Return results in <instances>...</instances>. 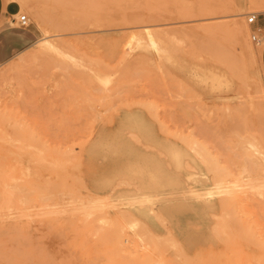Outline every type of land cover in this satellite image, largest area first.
Instances as JSON below:
<instances>
[{
	"label": "rangeland",
	"instance_id": "374dc122",
	"mask_svg": "<svg viewBox=\"0 0 264 264\" xmlns=\"http://www.w3.org/2000/svg\"><path fill=\"white\" fill-rule=\"evenodd\" d=\"M0 1L7 15L13 17L12 19H8L10 25L23 31L25 35L29 36V39H31V43L27 48L22 49L11 57L13 58L12 62L17 61L21 56L35 49L37 42L46 36V32L56 35L55 38L61 50L64 52L63 57L59 55L57 57V54L54 55V53H49L47 54L48 56H32V59L27 58L13 69L9 70H7V67L12 63L10 60L11 58L5 63L0 64V78H5L4 80L0 79V111H6L8 113L0 120V122L2 121L0 123V133L2 134H0V137H4L0 139V163L4 165L21 164L23 167L32 165L38 172V175H42L40 176L43 178H41L42 184L45 185L48 181L49 184L45 185L47 187L46 191L53 199L51 200V197L48 199L46 194L44 197H41L43 202L40 197L37 196V209H39L40 212L48 210L50 211L48 212L50 215H46V213L40 216L39 214L38 217L40 218L36 216L29 222H23L18 229L9 227L6 231L0 230V264H90L91 261H94L92 264H99V262L100 264H128V262L126 263L128 260L133 262V264H219V262L220 264H229V262L232 264V262H235L234 260L236 257L240 259L239 264H249V262L250 264H258V262L264 264V261H262L264 260V239H262L263 241L259 240V236H261V234L263 235L264 232V229H262L264 227V219L258 217L260 213L264 218V184L262 183L264 182V96L259 97V95L262 94L261 90H264V11L249 8V0H185L184 2H182V0H176L180 5H183L184 8H188V15L192 13V15H196V17L191 16L184 19L188 21L202 20L201 22H207L209 20V22H211L214 19L229 20L231 17L228 15L232 14L234 10L245 11L246 14L244 17H240L248 24L250 41L256 53L252 55L247 50H244L241 44L237 42L234 34L231 33L230 29L228 30L227 27L226 30L224 26L221 27L220 25H215L213 27L197 26V21H192L187 23L189 26L185 29L177 28L176 26H178V24H171L168 27H172L173 29L157 31L156 29L158 27L154 26L152 28L153 31L147 35L148 43L146 46L144 48H135V51L124 59L120 56L123 53L121 50L119 52L115 51L114 54L111 53L112 42H115V39H119L120 35L123 33L121 27H100L89 22L76 25L68 24L60 27L53 26L51 24L52 20H49L58 16L59 12H61L60 10H63V4H60V2H64V0H40L41 2L43 1L42 4L47 13V17L50 16L47 20L45 16L44 22H41V20L36 17L30 6H22L17 0ZM74 1L77 3L74 7L78 12H83L87 9L92 10L94 8L93 4L87 5L85 0ZM185 2L189 5L186 6ZM148 3L150 7L152 0H149ZM214 11H228L229 13L223 15V19H221L222 16L220 14H216V16L205 14ZM251 13L258 14L257 23L253 25H250L248 22ZM23 14L27 15L30 23L26 27H21L19 22L20 15ZM172 21L174 22L175 19L163 20V22L167 23H172ZM175 27L177 29H175ZM255 32L262 38L261 43H255L252 40V34ZM152 40L155 42L156 46L159 47L158 50L150 43ZM22 51H24V53L18 55ZM137 53L146 54L147 59L141 63L139 68L126 70V66L130 65V63L137 64L135 60H132ZM66 54L68 56L70 55L69 57H71L72 61L77 58L78 60L74 61L79 64L72 62ZM78 56L83 58L82 60H84V56H86L85 62H92L91 60H87L90 58L98 61L95 62L94 60L95 63L92 62L91 64L89 62L85 63L84 61L80 62L79 59L81 58ZM46 57L47 59L49 57V59L47 60ZM101 57L107 58V60H113L111 63L114 64L115 68L114 80L110 82L108 89L114 84V94L119 91L115 95H112V92L109 90L110 95L107 90L102 88L98 89L99 87L97 86L99 82L94 79L93 72L100 66L97 65L96 67V64L99 63ZM53 63L56 64V67L58 65L61 67H57L55 70L53 68L55 64ZM68 63L69 65H67ZM151 65L152 67L156 66L155 68L158 67L157 69L160 68V72L157 69L155 70L154 67L152 69ZM71 66L75 68H71ZM79 67L80 69H76ZM119 68L122 70L120 74L119 71L115 72ZM52 69H54V71H52ZM154 71L155 73H159L155 74ZM132 72H134V75H132L133 78H130ZM139 72H142L144 77H139L141 75ZM137 73L139 76H136ZM210 74L219 79L218 84H214L208 79ZM121 78H123L125 82L119 85L121 87L123 84V88L119 89V86L116 84L118 79ZM88 82L93 88H88ZM98 90H103L102 94ZM119 93H121V96ZM102 95L105 97L107 95V97L104 98ZM110 96L113 98L110 99ZM116 96H119L120 100L117 99ZM101 97H103L104 102L99 101ZM140 97L143 99H140ZM94 99H96V102ZM108 99L110 100L108 101ZM114 99L122 105L120 103L119 105L111 102L114 101ZM139 102H143V104H139ZM125 103L128 104L129 108ZM107 109L108 114L104 111ZM14 112H17L18 115H16L15 118L18 117L19 121H15V118L12 117ZM9 118H13V121L17 124L10 121L11 119ZM158 120L159 123L163 120L164 126L161 123V128L159 123H157ZM8 123L11 124L8 127L9 129L7 127L4 128V126H8ZM18 123L21 124L19 127H17ZM2 124L4 126H1ZM132 124L134 127L131 126ZM165 125L167 127H165ZM173 126L175 130H173ZM178 126L179 130H182L179 134L181 133L182 135L177 133L179 131H177ZM144 127H146V129H144ZM17 128H19V131ZM121 128L122 130L119 131ZM162 128H164L165 131L161 130ZM136 129L140 131L139 134ZM90 130L91 133H89ZM160 130L163 131L164 134ZM31 133L35 135L32 136ZM147 133L151 135L149 136L148 134L147 136ZM21 134L27 137L26 142L24 141V139L26 140L24 136L23 138L22 136L20 137ZM142 134H145L144 137ZM112 135H115V138H111ZM7 136L11 138L9 142L10 145H8V139L10 138H7ZM19 137L23 139V141L20 140ZM83 137H85V139ZM181 137H184L183 142L186 138L185 143L180 142L182 141ZM79 138H81L82 141ZM16 139L19 141L18 143L20 146L22 145L21 147H19V144L13 143ZM28 139H31V141L29 140L30 143H28ZM53 140L55 143H53ZM56 141L58 142L56 143ZM73 141L74 143H70ZM191 141L199 148L195 149L196 146L192 145L193 143H191ZM98 143L99 145H97ZM119 143L123 144L121 148H118L120 147ZM157 144H159L158 146L160 148L156 146ZM62 145L64 146L62 147ZM201 146L204 148L206 147L208 150ZM178 147H181L180 150ZM191 147L195 151L201 150L202 153L205 151L207 155L212 153L211 156L216 158H214L212 162H218L214 165H220L222 161L225 162V164L223 162L220 166L224 167L223 169L228 168L220 172L222 178L220 179L219 177V181H216L219 174V169L217 170L216 168L219 167L216 166L215 168L214 166L212 168L211 165L213 164L210 165L211 167L208 166L209 161L205 160L207 157L205 153L200 157ZM32 148L34 152H32ZM39 148L44 150L39 151ZM47 148L52 149L50 150L52 153L56 150L57 153L55 152V155L57 154L58 156L60 153L59 157L63 156V154L61 156V151H64V148L67 149L64 151L67 155L64 156L67 164L63 163L65 161L64 158V161L60 158L56 161L52 160V163L57 166L53 164L48 166V168H52L51 166H53L55 169L57 168L56 170L47 169L46 165L49 162L45 161L47 164L44 162L45 165H41L43 162L37 159L39 156L38 154L44 153L43 151ZM93 148L96 150H93ZM89 149L93 151H89ZM119 149H121L120 151L123 150L125 153L123 151L120 152ZM181 150L184 152V155L180 154L182 153ZM9 151L10 153L8 154ZM35 151L38 153L37 156ZM138 151L142 153L139 154ZM11 152H14L15 155L13 156ZM25 152H28V154H24ZM16 153L21 155L19 156L20 158ZM98 153L99 155H96ZM121 154H125V157ZM130 154L133 155L131 156ZM52 155L54 154H51V156ZM143 155L145 157L149 155V157L147 156V158H145ZM195 155H197V157H195ZM102 156L105 159L102 158ZM118 156L119 158L117 159ZM121 156L128 159L125 160ZM67 158H70V162H68ZM209 158L212 157L209 155L208 159ZM227 158H229L228 160L231 163ZM27 159H29L31 163L30 161L27 162ZM152 159L153 161L156 159V162L154 161L155 163H153ZM35 161H39V164ZM202 161H205V164ZM34 162L36 163L35 166ZM78 164L80 165L77 166ZM122 165L124 167H122ZM160 165L161 167H159ZM75 166L78 168H72ZM206 166L210 168V171L215 168L218 171L217 174H214L216 171L209 172V168L207 169ZM60 167L64 170H61ZM118 167H121L119 171ZM124 168L127 171H125ZM122 169L124 171H122ZM153 169L154 171H158L159 169L163 171L162 174L157 177L156 181H160V183H164V185L155 186L151 183L150 174L154 172ZM115 170H117V173H115ZM129 170L130 172L132 171V173H129ZM135 173L140 174L141 177ZM57 174L60 176V179L57 177ZM78 178L81 180L79 181ZM77 181L80 182V184L77 183ZM213 181H215L216 184ZM110 183H112L111 187L109 185ZM228 183L235 186L236 189H230V184L228 185ZM255 184L257 185L255 186ZM50 185L52 186L50 187ZM108 185L109 187L107 188ZM177 185L179 186L178 188L176 187ZM215 189L220 190L216 191ZM210 190H212V192ZM21 191L27 194V191L21 189L19 190L21 195L23 194ZM148 191H151L152 194ZM224 191H226V193H224ZM209 192L211 193L210 196H208ZM227 192H229V196H227ZM67 193L70 196H68ZM232 194H234V197L231 196ZM220 195H222L221 198ZM73 196L74 198H72ZM222 197L223 199L224 197H226V199L228 198L227 201H225L226 199L223 200ZM145 198L147 199L145 200ZM220 199L223 201H219ZM229 199L231 201H229ZM191 200L193 201L191 202ZM232 201L234 206L231 203ZM109 202H113V204L110 205ZM180 202L181 204L178 205ZM223 202L225 204H223ZM226 202L229 203L226 204ZM241 202H244V204ZM221 203L222 205H220ZM52 204L54 205L53 207H51ZM83 204H87V206ZM209 204H211L213 208ZM259 204L262 205L260 206ZM43 206L46 207L43 208ZM114 206L115 208H112ZM67 207H70L68 209L71 210H68ZM57 208H61V211L66 209L67 215L65 214V216L68 218L64 216V211H62L63 215H61L60 210ZM91 208H93V210H90L92 211L91 215L85 213L86 211L89 212L88 209ZM72 209L76 212L75 214ZM230 209L233 216L232 218L236 216L233 220L241 224V230L245 229L244 231L242 230L243 232H241L239 226L238 233L236 223V226H231L233 221H231L229 217L227 218L228 220H225L228 214L222 216L224 214L223 212L229 211ZM80 210H83V212ZM101 210H103V212H101ZM69 211L72 213L70 212V214H68ZM233 212L235 214H233ZM96 214L100 215H97L99 217L98 219L96 218ZM82 215L85 216L87 220H84ZM123 215L124 217H122ZM164 215L167 218H165ZM238 215L243 217H237ZM90 216L91 218H89ZM219 217H221V219ZM247 218L255 222L252 223ZM97 220L99 221L96 222ZM223 220H225V222ZM101 221H104V225L98 226L99 223L103 224ZM112 221L113 223H111ZM1 222L11 225L14 221L12 219H5ZM132 222L136 225H134L135 227L129 226ZM31 223H34L36 227L30 225ZM79 225L82 227L79 228ZM96 225L98 226L97 228L95 227ZM130 225L133 226L132 224ZM214 225L215 227H213ZM177 226L179 227L177 228ZM99 227H103L104 229L102 230L100 228L99 231L101 232H98ZM254 227L258 228V230L254 229ZM61 228L64 230L62 231ZM109 228L115 232L114 257L116 254L120 253L114 258L115 261L109 258L110 262L107 259L110 256L106 254L110 253L109 255H111V252L108 251V253H106L102 251L99 246H96V241L100 234L108 232ZM220 228H223L224 231L221 234L220 232H222V230ZM33 229L35 232H33ZM116 229H118L117 232L120 231L123 235L117 234ZM213 229H215V231ZM17 230H19L20 233ZM45 230L48 232L42 233ZM59 230L62 231V233ZM93 230L98 232V234L94 236L95 240L92 238L93 233L95 234ZM21 231L23 232L21 233ZM216 231L218 233H215ZM230 231L235 233L231 234ZM248 231L253 235L257 234L258 238L252 236ZM245 232L247 234H244ZM75 233L77 235H75ZM224 233L228 235L225 236ZM212 234H217V237ZM219 234L221 235L220 237L224 234L225 237L223 236L222 238L228 239L226 241H228L230 245H226L225 239L223 245L222 238L220 239V237H218ZM230 236L235 240L231 239ZM120 237L122 242L120 241ZM248 237L250 241H247L249 240ZM250 237L253 238L251 239ZM81 238L85 240L88 239L85 242L86 244L81 242ZM253 239L254 241L257 239V243L259 242V244L256 243L257 247H255L256 244ZM23 240L25 243H21ZM63 240L65 241L64 243ZM168 240L170 242H168ZM118 242L122 244V246H119ZM233 242L236 245L231 244ZM249 242H253V245ZM261 244H263L262 249ZM123 245L126 247H123ZM258 245H260L259 248ZM224 246L226 248H224ZM79 247H81V249ZM199 247L201 249H199ZM189 248L191 251H189ZM229 249L235 251L240 250L243 254L241 255L239 253L240 255L234 257L231 255L234 259H228L230 254L234 253L233 250L230 251ZM115 250H117L118 253H116L117 251L115 252ZM76 252L78 253L76 254ZM137 252H139V254ZM181 252H183V254H181ZM121 253L123 255H121ZM136 254L139 256L137 257ZM102 257L107 259V262H105V260L101 261L103 260L101 259ZM145 258H148L147 261ZM257 258L260 260L258 261ZM123 260H125V262ZM236 264L238 263L236 262Z\"/></svg>",
	"mask_w": 264,
	"mask_h": 264
},
{
	"label": "bare ground",
	"instance_id": "6f19581e",
	"mask_svg": "<svg viewBox=\"0 0 264 264\" xmlns=\"http://www.w3.org/2000/svg\"><path fill=\"white\" fill-rule=\"evenodd\" d=\"M22 6H30V7H32V9H33V13L36 15V17L39 19V20H41V22H44L45 21V16H46V20L47 19H49L48 17H50V16H48L47 17V13H46V11H45V8L43 7V4H42V2L40 1V0H17ZM61 1V0H60ZM185 0H182V2H184ZM85 2H86V4L87 5H92L93 4V11L92 10H90V9H87V10H85V11H83V12H78L77 11V9L74 7L77 3H75V1L74 0H64V2H60V4L62 3L63 4V10H60L61 12H59V15L58 16H55V17H53L52 19H50L49 21H51V24L53 25V26H55V27H60V26H65V25H76V24H80V23H91V24H96V26H100V27H111V28H115V27H121V29L123 30V33H122V35H120V37H119V39H115V42L113 41L112 42V51H111V53L112 54H114V52L115 51H117V52H119L120 50L123 52L120 56L122 57V58H127L128 57V55H131V53L133 52V51H135V48H144L145 46H146V44L148 43V41H147V35L149 34V33H151L153 30H152V28L155 26V27H158L156 30L157 31H166V30H170L171 28L170 27H168V26H170L171 24H178V26H176L177 28H179V29H181V28H186V27H188L189 26V24H187V23H189V22H195V21H197V26H206V27H208V26H210V27H213V26H218V25H220L221 27L222 26H224V28L226 29V27H227V29L229 30L230 29V31H231V33H233L234 34V36L236 37V40H237V42L238 43H240L241 44V46L243 47V49L244 50H247L248 52H250L252 55H254L255 53H256V51L253 49V47H252V44H251V41H250V37H249V27H248V24L246 23V21L243 19V18H241L240 16H243L244 17V15L246 14V12L245 11H243V10H234V12H232V14H230V15H228L229 17H231V19H229V20H220L219 18H217V19H219V20H212L211 22H209V20L207 21V22H201L202 20H190V21H188V20H184L185 18H187V17H191V16H195L196 17V15H188V12H189V10H188V8H184L183 7V5H180L176 0H167V1H164V0H152V4H151V6L149 7V0H85ZM180 2V1H179ZM181 2V3H182ZM186 3V6L187 5H189V4H187V2H185ZM248 4H249V8H251V9H254V10H259V11H264V0H249V2H248ZM192 7V6H191ZM49 9V8H48ZM195 11V10H194ZM196 12V11H195ZM197 13V12H196ZM227 13H229L228 11H214V12H209V13H205V14H207V15H215L216 16V14H220L221 16H222V18H221V16H220V18L221 19H223L224 17H223V15H226ZM198 14V13H197ZM21 16V15H20ZM218 16V17H219ZM202 17V16H201ZM151 18V19H150ZM164 19H175V21L173 22L172 21V23H167V22H163V20ZM182 19V20H181ZM189 19V18H188ZM46 23V22H45ZM175 27V29H177ZM173 29V28H172ZM226 29V30H227ZM109 30V29H108ZM106 31H107V29H106ZM47 34H46V36L44 37V38H41L38 42H37V45H36V48L35 49H33L32 51H30V52H28L27 54H25V55H23V56H21L17 61H15V62H12V59L13 58H11L10 60H11V64H9V66L7 67V70H9V69H13L16 65H18V64H20L21 62H23L24 60H26L27 58H31L32 59V56H48L47 54H49V53H54V55L55 54H57V57H58V55L59 56H61V57H63V51L61 50V48H60V46H59V44H58V41H57V39L55 38V36L56 35H54V34H49L48 32H46ZM151 44H153V47H155L157 50H158V48L159 47H157L156 46V44H155V42L152 40L151 42H150ZM110 45V44H109ZM63 48V47H62ZM65 51H67L66 49H64ZM110 50H111V48H110ZM26 51V50H25ZM138 52H140V51H138ZM261 52H262V49H261ZM22 53H24V51L23 52H21V53H19L18 55H20V54H22ZM75 54V53H74ZM110 54V53H109ZM67 55V54H66ZM66 55H65V57H66ZM81 55V54H80ZM93 55V54H92ZM17 56V55H16ZM70 56V55H69ZM68 55H67V57H69ZM82 56V55H81ZM102 56V55H101ZM52 57V56H51ZM79 57V56H78ZM83 57V56H82ZM85 57L86 56H84V60H82L83 58H81V57H79V58H81V59H79L80 60V62L81 61H86L85 60ZM45 58V57H44ZM89 58V57H88ZM103 57H101V59L99 60V63L98 64H96V67H97V65H100L99 67H98V69L97 70H95L94 72H93V76H94V79H96V81L97 82H99L98 84V86H97V84H96V86L97 87H99L98 89H100V88H102V89H104V90H109V91H111L112 93V95L114 94V84L111 86V87H109V89H108V85L110 84V82L112 81V80H114V64H112L111 62H113V60L111 61V60H107V58H103ZM46 59H47V57H46ZM48 59H49V57H48ZM47 59V60H48ZM62 59V58H61ZM69 59L72 61V59H71V57H69ZM73 59H74V57H73ZM147 59V56H146V54H143V53H137L134 57H133V59L132 60H135V62H137V64H133V63H130V65H125L126 66V70L128 69V70H131V69H133L134 70V68H139L140 66H141V63L142 62H144V60H146ZM34 60V59H33ZM75 61L76 60H78L77 58L76 59H74ZM72 61V62H74V63H77V64H79L78 62H75V61ZM87 60H91L92 62H94V60L95 59H93L92 60V58H90V59H87ZM36 61V60H35ZM39 61V60H38ZM56 61V60H55ZM96 61H98V60H95V62ZM126 61H128V60H126ZM31 62H34V61H31ZM65 62V61H64ZM89 61H87V62H85V63H88ZM92 62H89L90 64L92 63ZM94 62V63H95ZM131 62V61H130ZM35 63V62H34ZM70 63V62H69ZM69 63L67 64V65H69ZM152 63V62H151ZM40 64V63H39ZM53 64H55V63H53ZM59 64V63H58ZM82 64V63H81ZM80 64V65H81ZM32 65V64H31ZM73 65V64H72ZM95 65V64H94ZM147 65V64H146ZM148 65H149V63H148ZM53 66H55V67H53L55 70H56V68L57 67H61L60 65H58L57 67H56V64L55 65H53ZM91 66V65H90ZM150 66V65H149ZM159 66V65H158ZM39 67H40V65H39ZM50 67V66H49ZM72 67H74V66H71V68ZM77 67V66H76ZM151 67H152V65H151ZM154 67V66H153ZM153 67H152V69H153ZM156 67V66H155ZM154 67V68H155ZM48 68V67H47ZM63 68V67H62ZM75 68V67H74ZM85 68H86V66H85ZM118 68V67H117ZM158 68V67H157ZM157 68H155V70L157 69ZM16 69V68H15ZM43 69V68H42ZM45 69V68H44ZM49 69V68H48ZM54 69H52V71H54ZM67 69V68H66ZM76 69H80V67L79 68H76ZM83 69V68H82ZM120 69V68H119ZM119 69H117V71H115V72H118L119 71V74L120 73H122L121 71V69L119 70ZM123 69V68H122ZM147 69H148V67H147ZM160 69V68H159ZM159 69H157L159 72H160V70ZM46 70V69H45ZM44 70V71H45ZM50 70V69H49ZM73 70V69H72ZM84 70V69H83ZM89 70V69H88ZM16 71V70H15ZM43 71V72H44ZM141 71V70H140ZM143 71V70H142ZM150 71H151V69H150ZM2 72V71H1ZM11 72V71H10ZM13 72V71H12ZM49 72V71H48ZM123 72H124V69H123ZM158 72V73H159ZM45 73H46V71H45ZM151 73V72H150ZM154 73H155V71H154ZM158 73H155V74H158ZM49 74V73H48ZM139 74H141L140 76H139ZM139 74L137 73V75L136 76H139V77H141V76H143L142 75V72H139ZM132 75H134V72H132V74H131V76H130V78H133L132 77ZM119 76H121V75H119ZM2 77V76H1ZM138 77V78H139ZM144 77V76H143ZM4 78V77H3ZM79 78V77H78ZM78 78H76V79H78ZM117 78H118V76H117ZM1 79V78H0ZM5 79V78H4ZM4 79H1V80H4ZM142 79H145V78H142ZM206 79V78H205ZM209 80H211V82L212 83H214V84H218V82H219V79H217L214 75H212V74H210V76H209V78H208ZM117 80V79H116ZM133 80V79H132ZM84 81V80H83ZM82 81V82H83ZM116 82V81H115ZM123 82H125L124 81V79L123 78H121V79H118V81H117V84L116 85H120L121 83H123ZM79 83V82H78ZM89 83V82H88ZM77 84V83H76ZM84 84V83H83ZM126 85V84H125ZM129 85V84H128ZM213 85V84H212ZM211 85V86H212ZM122 86H123V84H122ZM120 87L119 86V89H121V88H123V87ZM127 87V86H126ZM88 88H93V86H91V84L89 83L88 84ZM117 88V87H116ZM116 88H115V91H116ZM97 89V88H96ZM90 90V89H89ZM93 90V89H92ZM91 90V91H92ZM117 90H118V88H117ZM98 91H100L101 92V94H102V92H103V90L101 91V90H98ZM97 91V92H98ZM106 91V92H107ZM109 91H108V94H109ZM92 92H94V91H92ZM105 92V93H106ZM119 91H117L115 94H117ZM261 92H262V94H260L259 95V97H263L264 96V90H261ZM125 93H127V92H125ZM86 95H88L87 93H85ZM114 94V95H115ZM97 95H98V93H97ZM100 95V94H99ZM110 95V94H109ZM111 95V96H112ZM119 95L121 96V93H119ZM125 95V94H124ZM134 95V94H133ZM102 96H104V95H102ZM110 96V97H111ZM131 96H132V94H131ZM106 97H107V95H106ZM105 96H104V98H106ZM117 97V96H116ZM126 97V96H125ZM134 97H135V95H134ZM137 97V96H136ZM143 97V96H142ZM113 97H111L110 99H112ZM83 99V98H82ZM102 99V100H101ZM101 99L99 100V101H103L104 102V99H103V97H101ZM110 99H108V101L110 100ZM117 99H119L120 100V98H119V96L117 97ZM116 99V100H117ZM129 99V98H128ZM133 99V98H132ZM135 99V98H134ZM140 99H143V98H141L140 97ZM95 100V102H96V99H94ZM84 101V100H83ZM125 101H126V99H125ZM94 102V101H93ZM111 102H114L115 104L117 103V104H119L118 103V101L116 102L115 101V99H114V101H111ZM123 102V101H122ZM101 103V102H100ZM126 103H127V101H126ZM125 103V104H126ZM103 104V103H102ZM121 104V103H120ZM119 104V105H120ZM139 104H143V102L141 103V102H139ZM122 105V104H121ZM145 105V104H144ZM89 106V105H88ZM106 106V105H105ZM116 106V105H115ZM126 106H128V104H126ZM140 106H142V105H140ZM2 107V106H1ZM142 107H144V106H142ZM146 107H147V105H146ZM89 108V107H88ZM111 108V107H110ZM128 108H129V106H128ZM148 108V107H147ZM15 109V108H14ZM90 109V108H89ZM146 109V108H145ZM149 109V108H148ZM147 109V110H148ZM10 110V109H9ZM114 110V109H113ZM10 111H12V110H10ZM93 111V110H92ZM97 111V110H96ZM104 111H106V113L108 114V109L107 110H104ZM114 112H115V110H114ZM7 112L6 111H0V120L2 119V118H4L3 116H5V114H6ZM13 113V112H12ZM22 113V112H21ZM8 114V113H7ZM16 115H18L17 114V112H14V114L12 115V117L13 118H15V116ZM154 115H155V113H154ZM153 115V116H154ZM159 116V115H158ZM21 117V116H20ZM156 117V116H155ZM13 118H9V119H11L10 121H12V122H14V123H16L15 121H17L18 120V117L17 118H15V121H13ZM96 118V117H95ZM154 118V117H153ZM157 119V118H156ZM155 119V120H156ZM20 120H22V119H20ZM7 121V120H6ZM9 121V122H10ZM19 121V120H18ZM24 121V120H23ZM2 122V121H1ZM0 122V123H1ZM11 122V123H12ZM165 122V121H164ZM19 123H21V122H19ZM18 123V126L17 125H15V126H17V127H19V125H21V124H19ZM157 123H159V120L157 121ZM162 124H163V120H162V122H161ZM161 123H159V125H160V128H161ZM167 123V122H166ZM4 124H5V122H4ZM17 124V123H16ZM112 124V123H111ZM124 124V123H123ZM122 124V125H123ZM6 125V124H5ZM11 124H9L8 123V126H4L3 124L1 125V126H4V128L5 127H9ZM92 125V124H91ZM99 125V124H98ZM125 125V124H124ZM135 125V124H134ZM89 126V125H88ZM131 126H133V124L131 125ZM163 126H164V124H163ZM26 127H27V125H26ZM87 127V126H86ZM126 127V126H125ZM134 127V126H133ZM139 127V126H138ZM165 127H167L166 125H165ZM104 128H105V126H104ZM128 128V127H127ZM136 128H137V126H136ZM172 128V127H171ZM175 127L173 126V130H175L174 129ZM178 129H177V131L179 130V126L177 127ZM9 129V128H8ZM19 128H17V130H18ZM26 129V128H25ZM24 129V130H25ZM31 129V128H30ZM89 129V128H88ZM87 129V130H88ZM95 129V128H94ZM144 129H146V127H144ZM15 130V129H14ZM13 130V131H14ZM16 130V131H17ZM122 130V128L119 130V131H121ZM131 130V129H130ZM137 130V129H136ZM139 130H140V128H139ZM139 130H137L138 132V134L140 133V131ZM161 130H164V128H162ZM160 130V131H161ZM184 130V129H183ZM19 131V130H18ZM29 131V130H28ZM134 131H135V128H134ZM165 131V130H164ZM169 131H170V129H169ZM182 130L180 129L177 133L179 134V132H181ZM27 132V131H26ZM34 132V131H33ZM114 132V131H113ZM162 133H163V131H161ZM172 132V131H171ZM10 133V132H9ZM14 133H15V131H14ZM17 133H19V132H17ZM89 133H91V130H90V132ZM100 133H101V131H100ZM115 133V132H114ZM146 133V132H145ZM176 133V134H177ZM1 134V133H0ZM32 134V133H31ZM148 134L149 133H147V136H148ZM164 134V133H163ZM2 135V134H1ZM13 135V134H12ZM29 135V134H28ZM33 135H35V134H32V136ZM85 135H86V133H85ZM104 135V134H103ZM143 135V137H144V135L145 134H142ZM151 134H149V136H150ZM179 135H182L181 133L179 134ZM22 136V138H23V136L26 138V140L24 139V141L26 142L27 141V137L25 136V135H20V137ZM87 136V135H86ZM114 136V137H113ZM147 136H145V137H147ZM170 136H172V135H170ZM17 137H18V135H17ZM20 137H19V139H20ZM29 137H31V136H29ZM89 137V136H88ZM102 137V136H101ZM123 137V136H122ZM173 137V136H172ZM174 137H176V136H174ZM190 137V136H189ZM4 138V137H3ZM3 138H1L0 137V139H3ZM7 138H10V136L8 137L7 136ZM15 138V137H14ZM39 138V137H38ZM84 139H85V137H83ZM103 138H106V137H103ZM110 138V137H109ZM111 138H115V135H112V137ZM150 138V137H149ZM148 138V139H149ZM183 138L184 137H181V140L182 141H180V142H183ZM34 139H35V137H34ZM80 140H81V138H79ZM97 139V138H96ZM143 139V138H142ZM189 139V138H188ZM192 139V138H191ZM10 140H11V138L10 139H8V145H10L9 144V142H10ZM20 140H22L23 141V139H20ZM29 140L31 141V139H28V143H30L29 142ZM77 140V139H76ZM94 140V139H93ZM150 140V139H149ZM154 140V139H153ZM162 140V139H161ZM165 140V139H164ZM185 140H186V138H185ZM185 140H184V142L183 143H185ZM194 140V139H193ZM3 141V140H2ZM16 141V142H15ZM15 141H13V143H17V145L19 144L18 142V140L16 139ZM44 141V140H43ZM54 141V140H53ZM78 141V140H77ZM82 141V140H81ZM95 141V140H94ZM109 141V140H108ZM111 141V140H110ZM120 141V140H119ZM167 141H168V139H167ZM166 141V142H167ZM171 141V140H170ZM58 141H56V143H57ZM76 142V141H75ZM97 142V141H96ZM103 142V141H102ZM117 142V141H116ZM150 142V141H149ZM169 142V141H168ZM172 142V141H171ZM189 142H190V140H189ZM6 143V142H5ZM13 143H11V144H13ZM23 143V142H22ZM38 143H41V142H38ZM37 143V144H38ZM53 143H55V141L53 142ZM70 143H74V141L73 142H70ZM92 143V142H91ZM109 143V142H108ZM158 143V142H157ZM191 143H193L192 141H191ZM32 144V143H31ZM30 144V145H31ZM42 144V143H41ZM68 144V143H67ZM105 144H106V142H105ZM113 144V143H112ZM116 144V143H115ZM120 144V147H118V148H121V145H123V144H121V143H119ZM167 144V143H166ZM176 144V143H175ZM13 145H15V144H13ZM43 145L45 146V144H44V142H43ZM74 145V144H73ZM97 145H99V143L97 144ZM159 144H157L156 146H158ZM192 145H195L194 143L192 144ZM191 145V146H192ZM197 145H201V144H197ZM206 145V144H205ZM22 146V145H21ZM20 146V144H19V147H21ZM25 146V145H24ZM47 146V145H46ZM64 145H62V147H63ZM162 146V145H161ZM167 146H168V144H167ZM171 146V145H170ZM177 146V145H176ZM196 146V145H195ZM207 146V145H206ZM209 146V145H208ZM19 147H17V148H19ZM31 147V146H30ZM72 147V146H71ZM81 147V146H80ZM159 147V146H158ZM163 147V146H162ZM193 147V146H192ZM191 147V149H193ZM201 147H203V146H201ZM1 148H3V147H1ZM15 148V147H14ZM16 148V149H17ZM67 148H69V147H67ZM91 148V147H90ZM97 148V147H96ZM102 148V147H101ZM100 148V149H101ZM131 148V147H130ZM133 148V147H132ZM160 148V147H159ZM164 148H165V146H164ZM168 148V147H167ZM179 148V147H178ZM178 148H177V150H178ZM181 148V147H180ZM180 148H179V150H180ZM196 148H199L198 146H196L195 147V149ZM204 148V147H203ZM23 149V148H22ZM27 149V148H26ZM30 149V148H29ZM72 149V148H71ZM107 149V148H106ZM134 149V148H133ZM162 149V148H161ZM204 149H207L206 147L204 148ZM42 151V150H44V149H40L39 148V151ZM50 150H52V149H49V148H47V149H45V151H43L44 153H42V154H38L36 151H35V153H36V156H37V154L39 155L38 156V158L37 159H39V161H41L42 160V162L43 163H41V165H43L44 164V162L46 161V162H49L47 165H46V167H47V169H55V167H53V166H51L52 168H48V166H50V165H54V166H57L56 164H54V163H52L53 161L52 160H57V159H60V158H62V161H64V156L66 155V152H64V151H66L67 149H65L64 148V151H61L62 153H61V156H62V154H63V156L62 157H59V155H60V153H59V151H58V153H59V155L57 156V154L55 155V152L57 153V151L56 150H54L55 152L54 153H52ZM61 150H63V149H61ZM70 150V149H69ZM93 150H96L95 148H93ZM93 150H90L89 149V151H93ZM98 150H99V148H98ZM103 150H104V148H103ZM121 149H119V151H120ZM175 150V149H174ZM182 150H183V148H182ZM182 150H181V152H182ZM194 150V149H193ZM208 150V149H207ZM206 150V151H207ZM212 150V149H211ZM1 151V150H0ZM23 151H24V149H23ZM100 151V150H99ZM123 151V150H122ZM122 151H120V152H122ZM133 151V150H132ZM184 151V150H183ZM195 151V150H194ZM193 151V152H194ZM214 151V150H213ZM20 152V151H19ZM19 152H17V153H19ZM32 152H34L33 151V148H32ZM98 152V151H97ZM102 152V151H101ZM101 152H100V154H101ZM109 152V151H108ZM124 152V151H123ZM134 152V151H133ZM135 152H136V150H135ZM197 152V154H198V156H202L204 153H205V151H203V153L201 152V150L199 151V150H197V151H195V153ZM199 152V153H198ZM201 152V153H200ZM212 152V151H211ZM10 153V151L8 152V154ZM16 153V154H17ZM28 154V152H25L24 154ZM70 153V152H69ZM87 153H89V152H87ZM117 153H118V151H117ZM125 153V152H124ZM126 153H127V151H126ZM130 153V152H129ZM137 153V152H136ZM136 153H135V155H136ZM138 153L140 154V153H142V152H140V151H138ZM189 153V152H188ZM214 153V152H213ZM11 154H13V156L15 155V153L13 152H11ZM33 154V153H32ZM51 154H54V155H52L51 156ZM93 154V153H92ZM94 154H95V151H94ZM93 154V155H94ZM103 154V153H102ZM112 154V153H111ZM148 154V153H147ZM181 155L183 154L184 155V152H182V153H180ZM212 154V153H211ZM211 154L209 153L208 155H207V153H205V155L207 156L206 158H205V160H207V161H209V165L208 166H210L211 164H213V165H211L212 166V168L215 166V168H216V166L217 167H219V168H216L218 171H219V174H218V178L216 179V181L219 179V177H220V179L222 178L221 176L222 175H220L221 173V171L223 172L225 169H227V168H225V169H223L224 167H222V166H220V165H222V163L224 162V161H222V163L220 164V165H214V164H217L218 162L217 161H214V162H212V160L215 158L214 156H211ZM18 155V157L19 156H21V155H19V154H17ZM23 155V154H22ZM35 155V154H34ZM96 155H99V153L98 154H96ZM107 155V154H106ZM122 156L124 155V157H125V154H121ZM131 155V154H130ZM133 155V154H132ZM131 155V156H132ZM145 155V154H144ZM143 155V156H144ZM153 155V154H152ZM190 155V154H189ZM204 155V156H205ZM210 155V157H212V158H209L208 159V156ZM215 155V154H214ZM54 156H57V157H54ZM67 156V155H66ZM69 156V155H68ZM108 156V155H107ZM120 156V155H119ZM119 156L117 157V159L119 158ZM121 156V157H122ZM139 156V155H138ZM147 156L149 157V155H146V157L145 158H147ZM155 156V155H154ZM154 156H152V157H154ZM29 157V156H28ZM31 157V156H30ZM34 157V156H33ZM69 157H71V156H69ZM100 157V156H99ZM106 157V156H105ZM112 157H114V156H112ZM124 157H122V158H124ZM136 157V156H135ZM134 157V158H135ZM139 157H141V156H139ZM138 157V158H139ZM179 157V156H178ZM189 157H192V156H189ZM195 157H197V155H195ZM220 157H222V156H220ZM226 157V156H225ZM20 158V157H19ZM64 158V159H63ZM96 158H98V157H96ZM102 158H104L103 156H102ZM115 158H116V155H115ZM156 158V157H155ZM36 159V158H35ZM37 159H36V161H37ZM68 159V158H67ZM70 159V158H69ZM69 159H68V162H70L69 161ZM105 159V158H104ZM125 160H127L128 158H124ZM137 159V158H136ZM151 159V158H150ZM171 159V158H170ZM188 159V158H187ZM194 159V158H193ZM216 159V158H215ZM229 158H227V160H228ZM124 160V161H125ZM132 160V159H131ZM138 160V159H137ZM156 160V159H155ZM154 160V161H155ZM173 160V159H172ZM201 160V159H200ZM203 160V159H202ZM27 162H29L30 160L29 159H27L26 160ZM35 161V162H36ZM38 161V162H39ZM82 161V160H81ZM122 161V160H121ZM153 161V159H152V162L153 163H155ZM170 161V160H169ZM206 161V162H207ZM229 161V160H228ZM227 161V162H228ZM34 162V166H35V164L36 163H38V162H36L35 163ZM60 162H61V160H60ZM66 162V163H65ZM118 162V161H117ZM139 162H141V161H139ZM158 162V161H157ZM203 162V161H202ZM201 162V163H202ZM205 162V161H204ZM203 162V163H204ZM230 162V161H229ZM30 163H31V161H30ZM64 164H67V161H66V159H65V161L63 162ZM160 163V162H159ZM182 163H183V161H182ZM194 163H196V162H194ZM208 163V162H207ZM220 163V162H219ZM231 163V162H230ZM39 164V163H38ZM37 164V165H38ZM63 164V165H64ZM118 164V163H117ZM140 164V163H139ZM142 164H144V163H142ZM205 164V163H204ZM224 164H225V162H224ZM45 165V164H44ZM60 165V164H59ZM80 164H78L77 166H79ZM119 165V164H118ZM125 165V164H124ZM149 165V164H148ZM183 165V164H182ZM195 165V164H194ZM230 165V164H229ZM228 165V166H229ZM39 166V165H38ZM62 166V165H61ZM196 166V165H195ZM210 166V167H211ZM122 167H124L123 165H122ZM152 167V166H151ZM159 167H161V165L159 166ZM200 167V166H199ZM220 167H222V168H220ZM72 168H78V167H72ZM119 168V167H118ZM121 168V167H120ZM120 168L118 169V171L120 170ZM131 168V167H130ZM129 168V169H130ZM135 168V167H134ZM146 168H147V166H146ZM206 168H207V166H206ZM209 168V167H208ZM207 168V169H208ZM212 168H211V170H212ZM214 168V170H212V171H210V168H209V172H215L216 171V173H214V174H217V170ZM38 169V168H37ZM57 169V168H56ZM55 169V170H56ZM60 169L61 170H64V169H62L61 167H60ZM149 169V168H148ZM151 169V168H150ZM155 169V168H154ZM154 169H153V171H154ZM201 169V168H200ZM124 170L125 171H127L125 168H124ZM123 169H122V171H124ZM131 170V169H130ZM130 170H129V173H132V171L130 172ZM145 170V169H144ZM164 170V169H163ZM180 170H183V169H180ZM202 170V169H201ZM117 170H115V173H117L116 172ZM146 171V170H145ZM184 171H185V169H184ZM121 172V171H120ZM138 172V171H137ZM162 170L161 169H159L158 171H154V172H151L152 174H150V180H151V183L153 184V185H155V186H157V185H160V186H162V185H164V183H160V181L159 182H157L156 181V179H157V177L158 176H160L161 174H162ZM165 172V171H164ZM200 172V171H199ZM202 172V171H201ZM56 173V172H55ZM54 173V174H55ZM128 173V174H129ZM140 173V172H139ZM69 174V173H68ZM136 175L138 174V173H135ZM166 174H167V172H166ZM224 174V173H223ZM227 174L229 175V173H228V171H227ZM56 175V174H55ZM138 175H140V174H138ZM40 176H42V175H40ZM39 175H38V172L36 171V169L35 168H33V166L32 165H30V166H25V167H23L21 164H19V165H4V164H2V163H0V222L1 221H4L5 219H12L14 222L10 225V224H5V223H0V230L1 231H6L7 229H9V227H14V228H16V229H18V228H20V226L23 224V222H29V221H31V219H34L33 217H38V215L40 214V216L41 215H44V214H46V215H50V214H48V212H50V211H48L47 209H45V210H47V211H42V212H40L39 211V209H37V206H38V204H37V198L38 197H40V199H41V197H44L46 194H47V191H46V189H47V187L45 186V185H48L49 183H48V181L46 182V184L44 185V184H42V180H41V178L42 177H40ZM117 176V175H116ZM115 176V177H116ZM130 176V175H129ZM128 176V177H129ZM143 176V175H142ZM148 176V175H147ZM170 176V175H169ZM226 176V175H225ZM57 177H59V179H60V176L57 174ZM67 177V176H66ZM108 177H110V176H108ZM114 177V178H115ZM120 177H121V175H120ZM124 177H126V176H124ZM138 177V176H137ZM140 177H141V175H140ZM206 177V176H205ZM62 178V177H61ZM72 178V177H71ZM110 178H112V177H110ZM123 178V177H122ZM121 178V179H122ZM135 178V177H134ZM143 178V177H142ZM148 178V177H147ZM172 178V177H171ZM204 178V177H203ZM43 179V178H42ZM45 179V178H44ZM49 179V178H48ZM75 179V178H74ZM79 179V178H78ZM77 179V180H78ZM104 179V178H103ZM117 179H118V176H117ZM125 179V178H124ZM224 179V178H223ZM57 180V179H56ZM81 179H79V181H80ZM105 180V179H104ZM109 180H111V179H109ZM127 180V179H126ZM133 180V179H132ZM142 180V179H141ZM205 180V179H204ZM213 180V179H212ZM214 180H215V178H214ZM45 181V180H44ZM73 181V180H72ZM114 181V180H113ZM121 181V180H120ZM129 181V180H128ZM143 181V180H142ZM149 181V180H148ZM147 181V182H148ZM167 181V180H166ZM191 181V180H190ZM219 181V180H218ZM224 181V180H223ZM53 182V181H52ZM101 182V181H100ZM109 182V181H108ZM130 182V181H129ZM128 182V183H129ZM147 182H145V183H147ZM175 182V181H174ZM205 182V181H204ZM208 182V181H207ZM215 184H216V182L215 181H213ZM77 183H79L80 184V182H78L77 181ZM83 183V182H82ZM121 183V182H120ZM125 183V182H124ZM123 183V184H124ZM173 183V182H172ZM171 183V184H172ZM178 183V182H177ZM213 183V184H214ZM221 183H222V181H221ZM263 184H264V182H262ZM73 184V183H72ZM84 184V183H83ZM111 184L112 183H110L109 185H110V187H111ZM123 184H121V185H123ZM138 184V183H137ZM142 184V183H141ZM167 184V183H166ZM169 184V183H168ZM175 184V183H174ZM230 183H228V185H229ZM260 184V183H259ZM54 185V184H53ZM109 185L107 186V188L109 187ZM132 185V184H131ZM149 185H151V184H149ZM219 185V184H218ZM223 185V184H222ZM257 184H255V186H256ZM260 185H262V184H260ZM52 185H50V187H51ZM65 186V185H64ZM106 186V185H105ZM118 186H119V184H118ZM139 186V185H138ZM170 186V185H169ZM174 186V185H173ZM216 186V185H215ZM230 186H232L231 184H230ZM229 186V188L230 189H236L235 188V186H232V187H230ZM66 187V186H65ZM152 187V186H151ZM175 187V186H174ZM177 188L179 187L178 185L176 186ZM217 187V186H216ZM239 187V186H238ZM84 188V187H83ZM104 188H106V187H104ZM142 188H143V186H142ZM167 188H168V186H167ZM169 188H171V187H169ZM176 188V189H177ZM226 188V187H225ZM228 188V187H227ZM21 189H23V190H25V191H27V194L25 193H23L22 191H21V193H23L22 195L19 193V190H21ZM54 190V189H53ZM174 190V189H173ZM216 190V189H215ZM220 189H217L216 191H219ZM224 190V189H223ZM227 190V189H226ZM126 191V190H125ZM141 191H143V190H141ZM158 191H160V190H158ZM172 191V190H171ZM211 192H212V190H210ZM231 191V190H230ZM63 192V191H62ZM61 192V193H62ZM98 192V191H97ZM149 192V191H148ZM151 192V191H150ZM149 192V193H150ZM162 192V191H161ZM201 192V191H200ZM204 192V191H203ZM206 192V191H205ZM49 193H51V192H49ZM129 193H130V191H129ZM128 193V194H129ZM135 193V192H134ZM154 193V192H153ZM196 193V192H195ZM224 193H226V191H224ZM223 193V194H224ZM229 192H227V194H228ZM233 193V192H232ZM68 194V193H67ZM91 194V193H90ZM125 194V193H124ZM145 194V193H144ZM151 194H152V192H151ZM198 194V193H197ZM209 195L208 196H210V192L208 193ZM218 194V193H217ZM227 194H224V195H227ZM50 194H47V198L48 199H50V197H51V200H53L52 199V196H49ZM234 194H232L231 196L232 197H234L233 196ZM38 196V197H37ZM62 196H63V194H62ZM68 196H70L69 194H68ZM221 196L222 195H220V198H221ZM227 196H229V194L227 195ZM91 197V196H90ZM231 197V198H232ZM236 197V196H235ZM72 198H74V196L72 197ZM121 198V197H120ZM46 199V198H45ZM142 199H143V197H142ZM147 198H145V200H146ZM160 199V198H159ZM222 199H223V197H222ZM222 199H220L219 201H223V200H225L226 199V197H224V199L222 200ZM228 199V198H227ZM227 199L225 200V201H227ZM240 199V198H239ZM42 200V199H41ZM99 200H101V199H99ZM137 200H139V199H137ZM157 200V199H156ZM206 200V199H205ZM237 200V199H236ZM40 201V200H39ZM43 201V200H42ZM42 201H41V203H42ZM47 201V200H46ZM79 201V200H78ZM135 201V200H134ZM193 200H191V202H192ZM229 201H231L230 199H229ZM44 202V201H43ZM85 203H87L86 201H84ZM96 202V201H95ZM107 202V201H106ZM139 202V201H138ZM158 202V201H157ZM185 202V201H184ZM187 202V201H186ZM68 203V202H67ZM83 203V202H82ZM110 203V205L111 204H113V202H109ZM109 203H107V204H109ZM151 203V202H150ZM175 203V202H174ZM207 203V202H206ZM229 202H226V204H228ZM232 203V205H233V201L231 202ZM241 203H243L244 204V202H241ZM43 204V203H42ZM88 204V203H87ZM87 204H83L84 206H87ZM91 204H92V201H91ZM101 204V203H100ZM105 204V203H104ZM165 204V203H164ZM179 204H181V202L180 203H178V205ZM214 204V203H213ZM223 204H225L224 202H223ZM235 204H237V203H235ZM264 204V203H263ZM65 205H67V204H65ZM99 205V204H98ZM163 205V204H162ZM210 206H211V204H209ZM220 205H222V203L220 204ZM260 205V204H259ZM262 205V204H261ZM260 205V206H261ZM49 206V205H48ZM47 206V207H48ZM54 205L52 204L51 205V207H53ZM57 206V205H56ZM89 206H90V203H89ZM95 206V205H94ZM93 206V207H94ZM177 206V205H176ZM230 206V205H229ZM234 206V205H233ZM240 206V205H239ZM44 207H46V206H43V208ZM70 207H73V206H70ZM70 207H67V209L68 208H70ZM108 207H109V205H108ZM212 207V206H211ZM210 207V208H211ZM217 207V206H216ZM40 208V207H39ZM78 208V207H77ZM82 208V207H81ZM95 208V207H94ZM99 208H102V207H99ZM112 208H115V206L114 207H112ZM174 208V207H173ZM207 208V207H206ZM213 208V207H212ZM223 208V207H222ZM49 209V208H48ZM57 209H59V208H57ZM56 209V210H57ZM61 209V208H60ZM59 209V210H60ZM73 209H76V208H74L73 207ZM72 209V210H73ZM79 209V208H78ZM107 209V208H106ZM176 209V208H175ZM179 209V208H178ZM224 209V208H223ZM233 209H234V207H233ZM41 210V209H40ZM50 210V209H49ZM55 210V209H54ZM58 210V211H59ZM68 210H71V209H68ZM67 210V211H68ZM90 210H93V208H91V209H88V211L89 212H85V213H88V215H91L92 214V211H90ZM174 210V209H173ZM183 210V209H182ZM204 210V209H203ZM235 210V209H234ZM239 210V209H238ZM241 210H243V209H241ZM246 210V209H245ZM260 210V209H259ZM264 210V209H263ZM62 211H64V216H65V214H66V209H64V210H62ZM62 211L60 210V213H61V215H63L62 214ZM81 212H83V210H80ZM194 211V210H193ZM214 211V210H213ZM248 211V210H247ZM53 212V211H52ZM70 212L71 211H69V213L68 214H70ZM73 212H74V214L76 213L74 210H73ZM101 212H103V210H101ZM162 212V211H161ZM228 212V213H227ZM231 214H230V213ZM238 212V211H237ZM239 212H242V211H239ZM249 212V211H248ZM58 214H60L59 212H57ZM72 213V212H71ZM99 213V212H98ZM172 213H174V212H172ZM181 213V212H180ZM191 213H193V212H191ZM196 213V212H195ZM194 213V214H195ZM207 213V212H206ZM224 214L222 215V216H224V215H226V214H228V215H230V216H228L227 215V217H226V219L225 220H228L227 218L229 217V219H231V221H233L232 222V225L231 226H236L237 225V231H238V229H239V226H240V230H241V224L239 225L238 223H237V221L235 222L233 219H235L236 218V216H234L235 218H232L233 216H232V212H231V209L228 211H226V212H223ZM259 213V212H258ZM53 214V213H52ZM74 214H73V216H74ZM78 214H79V212H78ZM100 214V213H99ZM99 214H96V216L98 215V216H100ZM102 214V213H101ZM176 214V213H175ZM179 214V213H178ZM233 214H235L234 212H233ZM245 214L247 215V212L245 211ZM45 215V216H46ZM57 215V214H56ZM67 215V214H66ZM85 215V214H84ZM108 215V214H107ZM126 215V214H125ZM180 215H182V214H180ZM204 215V214H203ZM63 216V217H64ZM81 216V215H80ZM85 216H87V215H85ZM85 216H83L82 215V217H84V220H87L86 219V217ZM93 216V215H92ZM96 216H94V217H96ZM96 217L97 219L99 218V217ZM104 216V215H103ZM131 216H133V215H131ZM195 216H196V214H195ZM221 216V217H222ZM258 216V215H257ZM53 217V216H52ZM65 217H67V216H65ZM105 217V216H104ZM122 217H124V215L122 216ZM126 217V216H125ZM164 217H165V215H164ZM221 217H219L220 219H221ZM237 217H243V216H240V215H238ZM254 217V216H253ZM253 217H252V219H253ZM258 217H260L261 219H264L263 218V216H261L260 215V213H259V216ZM38 218H40V217H38ZM68 218V217H67ZM71 218H72V215H71ZM89 218H91V216L89 217ZM96 218H94V219H96ZM119 218V217H118ZM165 218H167V217H165ZM215 218H216V216H215ZM239 218V219H240ZM260 218H258V219H260ZM102 219V218H101ZM123 219V218H122ZM205 219V218H204ZM223 219V218H222ZM247 219H249V218H247ZM250 219H251V217H250ZM249 219V221H251ZM260 219V220H261ZM49 220V219H48ZM76 220V219H75ZM74 220V221H75ZM92 220V219H91ZM100 220V219H99ZM99 220H97L96 222H98ZM124 220V219H123ZM126 220V219H125ZM133 220V219H132ZM169 220V219H168ZM196 220V219H195ZM217 220V219H216ZM225 220H223L224 222H225ZM37 221V220H36ZM77 221V220H76ZM94 221V220H93ZM110 221V220H109ZM118 221V220H117ZM173 221V220H172ZM231 221H226V222H231ZM264 221V220H263ZM33 222V221H32ZM57 222V221H56ZM59 222V221H58ZM73 222V221H72ZM89 222H91V221H89ZM95 222V223H96ZM101 222H103V224L101 223H99V225L98 226H100V225H104V221H101ZM129 222V221H128ZM170 222V221H169ZM179 222V221H178ZM239 222H240V220H239ZM252 223L253 222H255V221H251ZM250 222V223H251ZM88 223V222H87ZM92 223V222H91ZM91 223H90V225H91ZM110 223V222H109ZM111 223H113V221L111 222ZM174 223V222H173ZM180 223V222H179ZM235 223H236V225H235ZM51 224V223H50ZM72 224V223H71ZM83 224H84V222H83ZM130 224H132L133 226H131ZM129 224V226L130 227H135L136 225L132 222V223H130ZM191 224V223H190ZM229 224V223H228ZM244 224V223H243ZM30 225H34V223H31ZM29 225V226H30ZM37 225V224H36ZM128 225V224H127ZM135 225V226H134ZM172 225V224H171ZM224 225H225V223H224ZM254 225V224H253ZM260 225V224H259ZM35 226V225H34ZM38 226V225H37ZM89 226V225H88ZM97 225L95 226L96 228L98 227ZM217 226H219V225H217ZM220 226H222V225H220ZM243 226V225H242ZM30 227H32V226H30ZM36 227V226H35ZM51 227V226H50ZM80 227H82V226H80L79 225V228ZM179 226H177V228H178ZM186 227V226H185ZM187 227H188V225H187ZM213 227H215V225L213 226ZM223 228H225L224 226H222ZM33 228V227H32ZM37 228H39V227H37ZM68 228V227H67ZM75 228H78V227H75ZM100 228L103 230L104 228L103 227H99L98 228V232H101V231H99L100 230ZM114 228H116V227H114ZM183 228V227H182ZM189 228V227H188ZM212 228V227H211ZM223 228H220L221 230H222V232H220V234L221 233H223L224 231H223ZM262 228V227H261ZM13 229V228H12ZM44 229H45V227H44ZM48 229V228H47ZM53 229V228H52ZM83 229V228H82ZM92 229H94V228H92ZM132 229V228H131ZM186 229V228H185ZM216 229H218V228H216ZM225 229H227V228H225ZM229 229V228H228ZM254 229H257L258 230V228H256V227H254ZM262 229H264V227L262 228ZM31 230V229H30ZM61 230L63 231L64 229H62L61 228ZM73 230V229H72ZM74 230H76V229H74ZM89 230V229H88ZM120 230V229H119ZM177 230H179V229H177ZM207 230V229H206ZM214 231H215V229H213ZM234 230V229H233ZM243 231L245 230V229H242ZM241 230V232H243ZM1 231H0V233H1ZM17 231H19V230H17ZM36 231H40V230H36ZM51 231V230H50ZM60 231V230H59ZM62 231H60L61 233H62ZM93 231H95V230H93ZM92 231V232H93ZM118 231V229H116V232ZM180 231V230H179ZM184 231V230H183ZM199 231V230H198ZM218 231V230H217ZM215 232V233H218V232ZM228 231V230H227ZM235 231H236V229H235ZM251 231V230H250ZM260 231V230H259ZM23 231H21V233H22ZM33 232H35L34 231V229H33ZM47 233L48 231H44V232H42V233ZM66 232V231H65ZM76 232V231H75ZM80 232V231H79ZM98 232H96L95 231V234L93 233V237L92 238H94V236H96V234H98ZM210 232V231H209ZM231 232V234H234V233H232V231H230ZM249 232V231H248ZM253 232V231H252ZM256 232V231H255ZM19 233H20V231H19ZM77 233V232H76ZM75 233V235H77ZM91 233V232H90ZM122 234V232H117V234ZM132 233V232H131ZM184 233V232H183ZM183 233H182V235H183ZM238 233H239V231H238ZM237 233V234H238ZM249 233H251V232H249ZM258 233V232H257ZM168 234V233H167ZM185 234V233H184ZM218 235V237H220L221 235ZM225 234V236H227L228 234L227 233H224ZM224 234L222 235V237L224 236ZM244 234H247L246 232L244 233ZM252 234V233H251ZM250 234V235H251ZM55 235V234H54ZM57 235H59V234H57ZM71 235H72V233H71ZM85 235V234H84ZM114 235H115V232H114V230H110V228L108 229V232H105V233H101L100 234V236L98 237V239H97V241H96V246H99L100 247V249L102 250V251H104V252H106V253H108V251H110L111 252V255H109V254H106V255H108V256H110V257H108L107 259L109 260V262H110V259L112 260H114V258H116L119 254H116V256L114 257ZM123 235V234H122ZM140 235V234H139ZM212 235H214V236H216L217 237V234L215 235V234H212ZM74 236V235H73ZM78 236H79V234H78ZM89 236H91V235H89ZM117 236V235H116ZM115 236V237H116ZM151 236V235H150ZM149 236V237H150ZM184 236V235H183ZM224 236V237H225ZM252 236H256L257 238H258V236H257V234H252ZM264 232H263V235L261 234V236H259L260 237V239L259 240H261V241H263L262 239H264ZM62 237H63V235H62ZM70 237V236H69ZM86 237V236H85ZM118 237V236H117ZM135 237V236H134ZM139 237V236H138ZM172 237V236H171ZM215 237V238H216ZM222 237H220V239L222 238ZM231 237V236H230ZM234 237V236H233ZM240 237V236H239ZM244 237V236H243ZM243 237H242V239H243ZM90 238V237H89ZM136 238V237H135ZM152 238V237H151ZM228 238V237H227ZM245 238V237H244ZM251 239L253 238V237H250ZM119 239V238H118ZM133 239V238H132ZM219 239V240H220ZM224 239H225V242H226V245H230V243H228V241H226V240H228V239H226V238H222L221 240L223 241V245H224ZM231 239H233V240H235L234 238H232L231 237ZM238 239V238H237ZM247 239V238H246ZM248 239H249V237H248ZM65 240V239H64ZM63 240V243L65 242ZM77 240H79V239H77ZM88 240V239H87ZM87 240H85L84 238H81V242L83 243V244H86L85 242L87 241ZM94 240H95V238H94ZM116 240V239H115ZM141 240V239H140ZM149 240V239H148ZM172 240V239H171ZM232 240V241H233ZM61 241H62V238H61ZM120 241H121V237H120ZM221 241V242H222ZM247 241H250V239L249 240H247ZM253 241H254V239H253ZM122 242V241H121ZM168 242H170L169 240H168ZM175 242V241H174ZM182 242V241H181ZM231 242V241H230ZM255 242V244L257 243V239L254 241ZM21 243H25V241L23 240ZM184 243V242H183ZM250 244H252L251 242H249ZM26 244H27V242H26ZM88 244V243H87ZM117 244V243H116ZM231 244H235L234 242L233 243H231ZM257 244H259V242L257 243ZM257 244H256V246L255 247H257ZM29 245V244H28ZM118 245L119 246H122V244H120L119 242H118ZM147 245V244H146ZM236 245V244H235ZM253 245V244H252ZM66 246V245H65ZM85 246V245H84ZM128 246V245H127ZM145 246V245H144ZM208 246H210V245H208ZM208 246H205V247H208ZM232 246H234V245H232ZM259 246L260 245H258V248H259ZM263 246V244H261V249L263 248L262 247ZM11 247V246H10ZM18 247H19V245H18ZM83 247V246H82ZM123 247H126V246H124L123 245ZM170 247H171V245H170ZM169 247V248H170ZM174 247V246H173ZM185 247V246H184ZM188 247V246H187ZM211 247V246H210ZM236 247V246H235ZM242 247V246H241ZM80 249H81V247H79ZM135 248H136V246H135ZM139 248V247H138ZM203 248V247H202ZM224 248H226L225 246H224ZM232 248V247H231ZM234 248V247H233ZM12 249V248H11ZM16 249V248H15ZM192 249V248H191ZM199 249H201L200 247H199ZM239 249V248H238ZM68 250V249H67ZM124 250H125V248H124ZM123 250V251H124ZM224 250V249H223ZM227 250H228V248H227ZM230 251H232L231 249H229ZM264 250V249H263ZM31 251V250H30ZM68 251H70V250H68ZM78 251H80V250H78ZM117 250H115V252H116ZM130 251V250H129ZM162 251V250H161ZM178 251V250H177ZM189 251H191L190 250V248H189ZM72 252H74V251H72ZM71 252V253H72ZM153 252V251H152ZM156 252V251H155ZM158 252V251H157ZM233 252L234 253H231L230 254V256L232 255L233 257L234 256H236V255H242L243 253H241V251L239 250H233ZM235 252H238V253H235ZM21 253V252H20ZM78 252H76V254H77ZM99 253V252H98ZM116 253H118V251L116 252ZM138 254H139V252H137ZM240 253V254H239ZM75 254V255H76ZM157 254V253H156ZM181 254H183V252H181ZM229 254V253H228ZM121 255H123L122 253H121ZM126 255V254H125ZM142 255V254H141ZM222 255H224V254H222ZM136 256H137V254H136ZM139 256V255H138ZM137 256V257H138ZM163 256V255H162ZM186 256V255H185ZM220 256H221V254H220ZM229 256V258L228 259H234V258H232V256L230 257ZM77 257V256H76ZM85 257V256H84ZM128 257H129V255H128ZM131 257V256H130ZM133 257H134V255H133ZM143 257H144V255H143ZM158 257H159V255H158ZM180 257V256H179ZM179 257H178V259H179ZM200 257V256H199ZM244 257H246V256H244ZM86 258V257H85ZM100 258V257H99ZM98 258V259H99ZM110 258V259H109ZM126 258H127V255H126ZM188 258V257H187ZM224 258V257H223ZM20 259V258H19ZM101 259H103V260H101V261H104L105 260V262H107L106 260L107 259H104L103 257L101 258ZM122 259V258H121ZM128 259V258H127ZM146 259V258H145ZM148 259V258H147ZM147 259H146V261H147ZM150 259V258H149ZM168 259V258H167ZM174 259V258H173ZM197 259V258H196ZM209 259V258H208ZM221 259V258H220ZM236 259H237V257H236ZM234 260L235 262H232V264L234 263V264H236V262L239 264V260L240 259H237V260ZM258 259V258H257ZM94 260H95V258H94ZM225 260H226V258H225ZM260 259H258V261H259ZM99 261V260H98ZM115 261V260H114ZM121 261V260H120ZM124 262H125V260H123ZM132 261V260H131ZM178 261V260H177ZM186 261V260H185ZM262 261H264V260H262ZM25 262V261H24ZM89 262H90V260H89ZM94 261H91V263L90 264H92ZM95 262H96V260H95ZM128 262V264H129V260L128 261H126V263ZM162 262V261H161ZM210 262V261H209ZM97 263V262H96ZM114 263V262H113ZM133 264V262H130V264ZM245 263H246V260H245ZM252 263V262H251ZM262 263V262H261ZM264 263V262H263ZM98 264V263H97ZM99 264H100V262H99ZM135 264V263H134ZM160 264V263H159ZM163 264V263H162ZM188 264H191V263H188ZM219 264H220V262H219ZM229 264H231L230 262H229ZM248 264V263H247ZM249 264H250V262H249ZM258 264H260L259 262H258Z\"/></svg>",
	"mask_w": 264,
	"mask_h": 264
},
{
	"label": "crops",
	"instance_id": "0c3cea01",
	"mask_svg": "<svg viewBox=\"0 0 264 264\" xmlns=\"http://www.w3.org/2000/svg\"><path fill=\"white\" fill-rule=\"evenodd\" d=\"M10 18L13 17L7 15L0 1V64L8 61L15 53L27 48L31 43L29 36L10 25L8 20Z\"/></svg>",
	"mask_w": 264,
	"mask_h": 264
},
{
	"label": "built area",
	"instance_id": "2783aa9c",
	"mask_svg": "<svg viewBox=\"0 0 264 264\" xmlns=\"http://www.w3.org/2000/svg\"><path fill=\"white\" fill-rule=\"evenodd\" d=\"M257 20H258V14L257 13H251L249 18H248L249 24L250 25L256 24ZM19 22H20V26L21 27H26V26H28L30 24L29 23V19H28L27 15H25V14L20 16ZM252 40L255 43H261L262 38L260 36H258L256 34V32H255V33L252 34Z\"/></svg>",
	"mask_w": 264,
	"mask_h": 264
}]
</instances>
